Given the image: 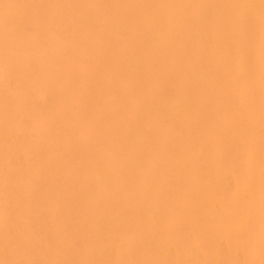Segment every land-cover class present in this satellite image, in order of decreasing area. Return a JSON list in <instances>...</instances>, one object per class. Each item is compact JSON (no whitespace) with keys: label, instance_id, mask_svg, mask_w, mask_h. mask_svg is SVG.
<instances>
[{"label":"bare ground","instance_id":"6f19581e","mask_svg":"<svg viewBox=\"0 0 264 264\" xmlns=\"http://www.w3.org/2000/svg\"><path fill=\"white\" fill-rule=\"evenodd\" d=\"M262 148L264 0H0V264H264Z\"/></svg>","mask_w":264,"mask_h":264},{"label":"rangeland","instance_id":"374dc122","mask_svg":"<svg viewBox=\"0 0 264 264\" xmlns=\"http://www.w3.org/2000/svg\"><path fill=\"white\" fill-rule=\"evenodd\" d=\"M58 110H59V109H58ZM51 111H52V110H51ZM51 111H50V112H51ZM55 112H57V110H53V112H51V113L54 114ZM260 151H264V148H262ZM256 152L258 153L257 150H254V153H256ZM0 158H1V154H0ZM1 159H2V158H1ZM1 159H0V161H2ZM256 177H257V176H256ZM254 178H255V177H254ZM247 193H248V192H247ZM217 201H218V200H217ZM216 204H217V206L219 207V209H222V207H224V206L222 205V202H221V201H219V202L216 203ZM248 204H249V203H246L245 205L240 204L239 207L242 208V207H245V206L248 205ZM239 207H238V208H239ZM253 212L256 213L255 210H253ZM181 233H183V232H181ZM190 233H196V232H187V234L191 235ZM197 233L200 234L201 232H197ZM194 240H195V239H194ZM194 240H193V239L191 240L192 243L194 242ZM0 252H1L2 254H6V251H4V250H1ZM249 255H251V253L247 254L246 256H249ZM241 259H242V258H241ZM241 259H240V260H241ZM1 261H2V260H1ZM11 261H13V260H11Z\"/></svg>","mask_w":264,"mask_h":264}]
</instances>
